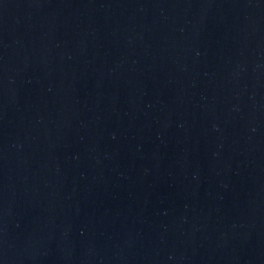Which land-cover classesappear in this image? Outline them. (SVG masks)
<instances>
[{
	"label": "water",
	"instance_id": "95a60500",
	"mask_svg": "<svg viewBox=\"0 0 264 264\" xmlns=\"http://www.w3.org/2000/svg\"><path fill=\"white\" fill-rule=\"evenodd\" d=\"M0 264H264V0H0Z\"/></svg>",
	"mask_w": 264,
	"mask_h": 264
}]
</instances>
